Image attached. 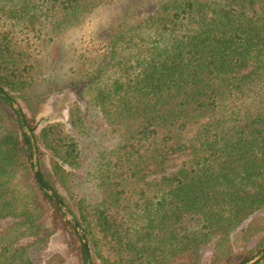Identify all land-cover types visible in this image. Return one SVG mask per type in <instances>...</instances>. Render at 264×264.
<instances>
[{"label": "trees", "instance_id": "1", "mask_svg": "<svg viewBox=\"0 0 264 264\" xmlns=\"http://www.w3.org/2000/svg\"><path fill=\"white\" fill-rule=\"evenodd\" d=\"M96 2L0 0V264H65L42 257L59 233L87 264L66 214L90 264L250 262L264 249V0H116L102 48L70 54L56 37ZM63 89L84 109L70 133L38 135L39 97Z\"/></svg>", "mask_w": 264, "mask_h": 264}, {"label": "rangeland", "instance_id": "2", "mask_svg": "<svg viewBox=\"0 0 264 264\" xmlns=\"http://www.w3.org/2000/svg\"><path fill=\"white\" fill-rule=\"evenodd\" d=\"M39 100L40 102L36 103V107H34L37 111L35 116V122L39 127L38 135L41 129L50 125H61L65 132L70 133L69 110H71L75 103H78L81 106V109H84L85 107V104L79 101L78 94L70 92L68 89H63L58 92H51L49 94H46L45 97H39ZM14 107L15 109L23 108L25 113L29 114L28 108L26 107V104L23 101H19L18 104L14 105ZM60 194L63 197H67V192L61 187ZM10 224L11 220L5 219L1 221L0 226L3 227L8 226ZM234 237H237L236 243L239 244V231L235 232ZM262 251L255 258L260 257ZM54 254L63 255L64 258L67 260L65 264H76L75 257H73L71 253H69L65 244L64 236L61 233L56 235L54 234L50 237L46 248L42 252V257L47 260ZM261 258L262 257H260V259Z\"/></svg>", "mask_w": 264, "mask_h": 264}, {"label": "clouds", "instance_id": "3", "mask_svg": "<svg viewBox=\"0 0 264 264\" xmlns=\"http://www.w3.org/2000/svg\"><path fill=\"white\" fill-rule=\"evenodd\" d=\"M117 14L116 0H97L78 23L68 26L56 39L70 54H96L102 48L95 40L96 34L107 28Z\"/></svg>", "mask_w": 264, "mask_h": 264}, {"label": "water", "instance_id": "4", "mask_svg": "<svg viewBox=\"0 0 264 264\" xmlns=\"http://www.w3.org/2000/svg\"><path fill=\"white\" fill-rule=\"evenodd\" d=\"M0 96H1L2 98L5 99V95L3 94V92H2L1 90H0ZM14 109H15V107H14ZM16 109H17V108H16ZM34 174H35V177H36L37 182H38L39 186L41 187V189H42L43 191H45L48 195H50V196L53 198L54 202H55L59 207H61V208L63 209V203H62L61 199H60V198L54 193L53 190H51V189H50V188H49V187L43 182V180H42V179L40 178V176H39V173H38L37 169L34 170ZM63 211H64V209H63ZM66 217H67V219L72 223L74 229H75V230L79 233V235L81 236V241H82V245H83V249H84V253H85V258H86V260H87V264H90V261H89V259H90V251H89V247H88V244H87V242H86V239H85V237H84L83 231H82L81 228L77 225V223H76V221L74 220V218H73L72 215H70V214H66ZM263 256H264V250L262 251L260 257H263ZM260 257L255 258V259L251 260L250 262H248V263H244V264H255L256 262L259 261Z\"/></svg>", "mask_w": 264, "mask_h": 264}]
</instances>
